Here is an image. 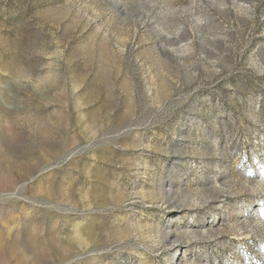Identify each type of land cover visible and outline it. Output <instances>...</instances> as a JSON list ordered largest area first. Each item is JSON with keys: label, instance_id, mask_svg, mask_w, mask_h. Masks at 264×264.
<instances>
[{"label": "rangeland", "instance_id": "374dc122", "mask_svg": "<svg viewBox=\"0 0 264 264\" xmlns=\"http://www.w3.org/2000/svg\"><path fill=\"white\" fill-rule=\"evenodd\" d=\"M0 264H264V0H0Z\"/></svg>", "mask_w": 264, "mask_h": 264}]
</instances>
